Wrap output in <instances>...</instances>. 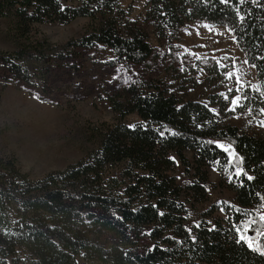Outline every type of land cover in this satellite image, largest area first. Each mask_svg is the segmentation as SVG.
I'll return each instance as SVG.
<instances>
[{
  "label": "trees",
  "instance_id": "trees-1",
  "mask_svg": "<svg viewBox=\"0 0 264 264\" xmlns=\"http://www.w3.org/2000/svg\"><path fill=\"white\" fill-rule=\"evenodd\" d=\"M147 7L144 22L159 41H176L191 22L229 28L257 65L259 86L244 90L238 110L264 109V0H147ZM79 17L90 23L79 38L54 45L41 35V25ZM0 18L18 46L0 52V67L16 82L33 84L28 60L49 73L98 47L126 68L148 69L157 58L120 0H0ZM210 104L222 113L229 103L214 94ZM111 107L115 121L94 130L99 145L65 169L34 178L15 156H0V264H264L240 240L264 251V134L154 80L127 85ZM219 142L233 146L232 158ZM237 168L255 180L235 177ZM210 189L220 197L212 200Z\"/></svg>",
  "mask_w": 264,
  "mask_h": 264
},
{
  "label": "rangeland",
  "instance_id": "rangeland-1",
  "mask_svg": "<svg viewBox=\"0 0 264 264\" xmlns=\"http://www.w3.org/2000/svg\"><path fill=\"white\" fill-rule=\"evenodd\" d=\"M120 4L129 19L140 22L148 32L157 54L148 69L118 65L113 53L100 47L81 50L76 62L56 65L49 73L28 60L25 65L35 72L32 85L12 80L0 67V156H15L32 177L65 169L96 148L99 139L94 130L115 121L111 101L136 81L154 80L182 99L209 104L221 120L250 134H264V113L228 110L233 97H243L245 89L259 86L255 69L245 63L229 28L191 22L181 30L179 39L167 43L159 41L153 26L144 22L147 0H120ZM89 25V19L79 17L68 24L46 23L40 32L52 44L61 45L81 37ZM10 28L9 20L0 18V52L18 49ZM227 72L233 76L229 78ZM214 94L227 97L225 112L210 104ZM210 178L218 184L219 173L212 169ZM209 193L212 200L221 195L218 189Z\"/></svg>",
  "mask_w": 264,
  "mask_h": 264
},
{
  "label": "snow or ice",
  "instance_id": "snow-or-ice-1",
  "mask_svg": "<svg viewBox=\"0 0 264 264\" xmlns=\"http://www.w3.org/2000/svg\"><path fill=\"white\" fill-rule=\"evenodd\" d=\"M221 3H227V0H221ZM245 63H247V61H245ZM251 67L255 68V67H257V65H251ZM226 75L229 78H231L233 76V73L232 72H227ZM237 83H239V80L238 79H237ZM225 99H227V97H225ZM241 99H247V97L246 96L242 97L240 95H237V96L233 97L232 100H231V107L228 110L234 112L236 110V108L242 107V105L239 103V101ZM260 111L262 113H264V109H261ZM262 126H264V125H262ZM159 135L161 137H163L164 136V133L161 132ZM218 145H219V148L220 149H222L225 152H228L230 158H232V156L234 155V149H233V146L232 145L225 146L222 143H218ZM229 149H233V151L229 152ZM168 159L174 160V157H169ZM241 176L244 177V180L249 181V182H252V181L255 180V177H253L252 175H248L243 168H237V170L235 172V177H241ZM178 178L179 177H177V179ZM243 186H244V181H241V187H243ZM256 195H259V194H256ZM152 207L155 208L156 206L155 205H152ZM221 211H223V209H221ZM158 215H164V213H158ZM260 218H261V220H264V215H261ZM193 227L199 228L200 227L199 222L195 223L193 225ZM212 230H214V228ZM251 230H252L251 229V226H249V228L247 229V231H251ZM186 231L189 233V235H191V231H192L191 228H186ZM236 231H237V233H239L240 232V229H236ZM192 239L195 240V237H192ZM240 240L241 241H246L247 242V246H248L249 249H251L253 251H258L261 255H264V251H260L258 248H255L254 245H253L252 239H250L249 237L244 236V235H240ZM154 248H155V246H152V248H150L149 251L154 250Z\"/></svg>",
  "mask_w": 264,
  "mask_h": 264
},
{
  "label": "bare ground",
  "instance_id": "bare-ground-1",
  "mask_svg": "<svg viewBox=\"0 0 264 264\" xmlns=\"http://www.w3.org/2000/svg\"><path fill=\"white\" fill-rule=\"evenodd\" d=\"M31 155H33V154L31 153ZM36 159H38V158L36 157Z\"/></svg>",
  "mask_w": 264,
  "mask_h": 264
}]
</instances>
